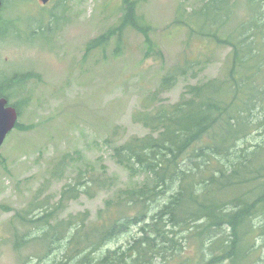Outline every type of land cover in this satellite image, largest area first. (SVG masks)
<instances>
[{"label": "rangeland", "instance_id": "obj_1", "mask_svg": "<svg viewBox=\"0 0 264 264\" xmlns=\"http://www.w3.org/2000/svg\"><path fill=\"white\" fill-rule=\"evenodd\" d=\"M135 1L137 15L150 29L147 37L154 52L145 35L129 29L105 48L88 49L91 42L120 28L124 0H55L48 6L38 0H7L4 16L12 24L0 28V84L15 74H30L32 79L10 100L20 106L19 127L0 150V264H52L61 259L63 251H51L44 230L28 220L54 211L52 224H81L84 218L88 227L98 224L106 203L137 183L116 163L113 149L149 135L134 114L153 105L150 98L170 68L185 57L205 59L197 79L183 78L161 94L156 105L175 104L187 86L222 76L230 48L192 35L183 23L209 0ZM227 1L234 9L228 28L264 24L262 1H256L255 10L248 0ZM193 25L200 27L201 22ZM66 156L67 163L61 165ZM81 170H88L86 178L110 177L111 184L87 196L83 177L77 179ZM73 187L80 193L66 195L71 200L62 202L64 190ZM137 231L132 227L113 238L103 252L125 249ZM258 241L262 246L263 239ZM197 255L190 247L169 264H184Z\"/></svg>", "mask_w": 264, "mask_h": 264}, {"label": "trees", "instance_id": "obj_2", "mask_svg": "<svg viewBox=\"0 0 264 264\" xmlns=\"http://www.w3.org/2000/svg\"><path fill=\"white\" fill-rule=\"evenodd\" d=\"M256 1L264 4L248 0L254 10ZM136 5L135 0H124L120 28L91 42L88 49L105 48L128 29L149 36ZM233 10L227 0H209L184 20L192 35L230 48L223 74L187 86L175 104L156 105L160 95L183 78L197 79L205 59L185 57L169 69L150 98L153 105L134 114V121L149 135L113 149L116 163L138 181L106 203L99 223L88 227L84 218L81 224L73 220L52 224L54 211L28 220L44 230L51 251H63L52 264H155L156 260L169 264L190 247L198 255L187 257L184 264H264V24L228 28ZM197 20L201 26L196 28ZM148 41L147 37L148 49L154 52L155 45ZM31 79L30 74L5 79L1 96L10 103ZM10 105L20 117L19 104ZM87 175L88 170H81L77 178L83 177L87 196L111 184L110 177ZM79 193L76 187L64 190L62 202L66 195L73 198ZM132 227L138 231L128 247L103 252L113 238Z\"/></svg>", "mask_w": 264, "mask_h": 264}, {"label": "water", "instance_id": "obj_3", "mask_svg": "<svg viewBox=\"0 0 264 264\" xmlns=\"http://www.w3.org/2000/svg\"><path fill=\"white\" fill-rule=\"evenodd\" d=\"M44 4L49 0H41ZM19 121V113L9 101L0 93V150L3 147L9 134L16 129Z\"/></svg>", "mask_w": 264, "mask_h": 264}, {"label": "flooded vegetation", "instance_id": "obj_4", "mask_svg": "<svg viewBox=\"0 0 264 264\" xmlns=\"http://www.w3.org/2000/svg\"><path fill=\"white\" fill-rule=\"evenodd\" d=\"M14 1L15 0H13V2ZM38 1L44 6L51 5L55 2V0H49L48 3L44 4L41 0H38ZM6 4H7V0H0V28H5L6 26H9L12 24V22H10L11 20H9L10 18H8L7 16L5 18L4 16V12H6V10L8 9V8L6 9Z\"/></svg>", "mask_w": 264, "mask_h": 264}]
</instances>
